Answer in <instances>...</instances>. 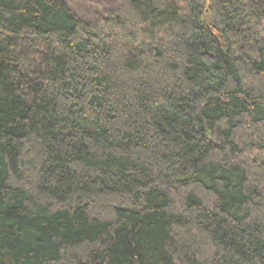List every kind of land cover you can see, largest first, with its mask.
I'll return each mask as SVG.
<instances>
[{"label": "trees", "instance_id": "1", "mask_svg": "<svg viewBox=\"0 0 264 264\" xmlns=\"http://www.w3.org/2000/svg\"><path fill=\"white\" fill-rule=\"evenodd\" d=\"M0 264H264V0H0Z\"/></svg>", "mask_w": 264, "mask_h": 264}, {"label": "rangeland", "instance_id": "2", "mask_svg": "<svg viewBox=\"0 0 264 264\" xmlns=\"http://www.w3.org/2000/svg\"><path fill=\"white\" fill-rule=\"evenodd\" d=\"M83 21L94 22L98 16L116 10L118 0H65Z\"/></svg>", "mask_w": 264, "mask_h": 264}]
</instances>
